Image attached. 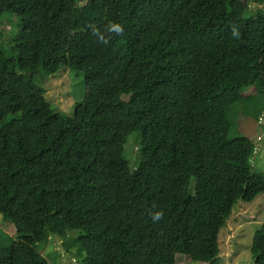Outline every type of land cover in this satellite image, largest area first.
<instances>
[{"label": "trees", "instance_id": "obj_1", "mask_svg": "<svg viewBox=\"0 0 264 264\" xmlns=\"http://www.w3.org/2000/svg\"><path fill=\"white\" fill-rule=\"evenodd\" d=\"M251 2L0 0L18 20L0 28V264H51L53 233L81 264H216L220 229L264 193L237 123L264 110ZM61 68L86 87L69 115L39 85ZM250 254L264 264V223Z\"/></svg>", "mask_w": 264, "mask_h": 264}, {"label": "rangeland", "instance_id": "obj_2", "mask_svg": "<svg viewBox=\"0 0 264 264\" xmlns=\"http://www.w3.org/2000/svg\"><path fill=\"white\" fill-rule=\"evenodd\" d=\"M243 2L250 8H256L251 0H243ZM1 17L0 28L4 29L5 27L4 30H6L3 38H12L18 30L17 18L8 14ZM39 85L43 87L48 102L56 110L67 115L73 111L72 104L80 101L86 90L81 72L64 70L63 68L55 76L49 77L48 80L43 81L42 84L39 83ZM248 89V92L243 93L246 99L262 92L261 87H249L246 90ZM259 117L258 119V117L242 115L237 119V123L238 133L248 136L256 146L253 160L254 170L264 172V110L259 114ZM236 207L233 215L219 231L218 242L221 252L216 258V264H254L250 254V246L254 232L264 223V193L260 194L253 202H239ZM53 235L49 237L45 245L38 248L49 263L81 264L80 260H77L75 248L67 251L63 241ZM77 235V233L70 235L66 241L75 239ZM186 263L188 262L178 261L175 264Z\"/></svg>", "mask_w": 264, "mask_h": 264}, {"label": "clouds", "instance_id": "obj_3", "mask_svg": "<svg viewBox=\"0 0 264 264\" xmlns=\"http://www.w3.org/2000/svg\"><path fill=\"white\" fill-rule=\"evenodd\" d=\"M123 31H124V29H123L122 25H120L119 23H111L108 26V32L109 33L122 34ZM98 38L100 40H102L104 43L108 42L107 38L104 35H102V34H98ZM162 215H163L162 212H157V213H155L153 219L154 220H159V219L162 218Z\"/></svg>", "mask_w": 264, "mask_h": 264}]
</instances>
